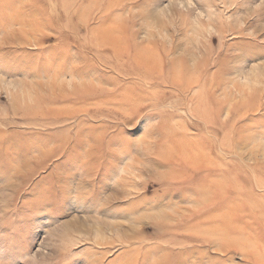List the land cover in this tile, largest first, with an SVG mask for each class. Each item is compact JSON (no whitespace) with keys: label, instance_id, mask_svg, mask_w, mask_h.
Segmentation results:
<instances>
[{"label":"rangeland","instance_id":"374dc122","mask_svg":"<svg viewBox=\"0 0 264 264\" xmlns=\"http://www.w3.org/2000/svg\"><path fill=\"white\" fill-rule=\"evenodd\" d=\"M0 264H264V0H0Z\"/></svg>","mask_w":264,"mask_h":264}]
</instances>
